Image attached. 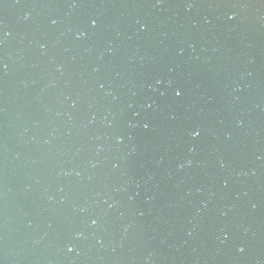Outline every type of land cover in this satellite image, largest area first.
<instances>
[{"label":"water","instance_id":"obj_1","mask_svg":"<svg viewBox=\"0 0 264 264\" xmlns=\"http://www.w3.org/2000/svg\"><path fill=\"white\" fill-rule=\"evenodd\" d=\"M0 264H264V0H0Z\"/></svg>","mask_w":264,"mask_h":264}]
</instances>
